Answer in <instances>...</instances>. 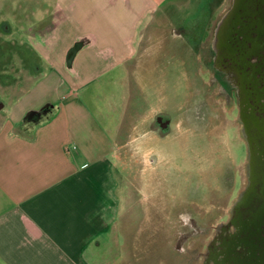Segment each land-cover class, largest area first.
Returning <instances> with one entry per match:
<instances>
[{"label":"rangeland","instance_id":"obj_1","mask_svg":"<svg viewBox=\"0 0 264 264\" xmlns=\"http://www.w3.org/2000/svg\"><path fill=\"white\" fill-rule=\"evenodd\" d=\"M21 1L0 0V102L6 104L16 98L18 82L31 83L39 59L38 37H32L57 17L37 14L39 0H25L29 9L20 14ZM166 9L159 26L151 25L147 69L131 80L136 93L125 102L128 108L131 96H140L138 120L146 123L131 129L137 120L129 121V112L123 120L119 217L112 233L93 245L89 261L201 264L211 236L239 200L258 252L243 262L264 264V19L248 8L243 21L235 0H173ZM237 27L244 32L238 43L250 41L256 62L230 87L221 79L220 57L241 65L248 53L235 50L230 33ZM155 111L169 120L162 133L147 123Z\"/></svg>","mask_w":264,"mask_h":264},{"label":"crops","instance_id":"obj_2","mask_svg":"<svg viewBox=\"0 0 264 264\" xmlns=\"http://www.w3.org/2000/svg\"><path fill=\"white\" fill-rule=\"evenodd\" d=\"M172 1L36 3L37 14L57 17L32 37L31 83L0 102V264H92L91 248L119 217L124 117L137 120L134 130L146 123L133 78L146 71L151 25ZM18 6L27 13L25 0ZM155 112L147 123L161 132L165 115Z\"/></svg>","mask_w":264,"mask_h":264},{"label":"flooded vegetation","instance_id":"obj_3","mask_svg":"<svg viewBox=\"0 0 264 264\" xmlns=\"http://www.w3.org/2000/svg\"><path fill=\"white\" fill-rule=\"evenodd\" d=\"M237 5H239L236 7L242 20V13L245 10H247L248 8H254L256 10L258 9L255 1L253 0H249V4L245 7L243 0H237ZM243 17L245 18L246 16ZM242 33H244L243 28L240 27L232 28L230 33L231 35H234L235 39L233 40L236 41L233 42V44L235 46V50L240 51L239 55L242 54L244 48L248 52V49H250L251 46L249 40H246L245 44L238 43L241 42V39L243 38ZM239 55L237 57H240ZM229 59L230 58L227 55L225 57H220L219 63L226 69H219V71L221 72V79L228 83L230 87H237V84L239 82L238 77L243 72H251L252 66L255 67V56L252 55V53L248 52L245 56L243 62L244 64L241 65H235L233 60ZM232 63L236 66L235 68L231 65ZM231 68L235 69L234 73H231ZM231 74L233 75V77L237 75V77H235L234 79L235 84L231 80ZM261 105L263 106L262 108H264V101ZM166 119L167 117L164 116L163 120ZM246 223V206L245 204L239 202V200H236L234 202V205H232L231 207L230 215L227 220L221 222L218 228L215 230L214 234L211 236L207 244V252L203 256L201 264H244L243 260L245 259H248L249 261L251 259L256 260L258 257V252L255 251L256 248H254L255 242L253 241V239L247 236L248 234H251V228L247 227Z\"/></svg>","mask_w":264,"mask_h":264},{"label":"water","instance_id":"obj_4","mask_svg":"<svg viewBox=\"0 0 264 264\" xmlns=\"http://www.w3.org/2000/svg\"><path fill=\"white\" fill-rule=\"evenodd\" d=\"M243 1H246V0H243ZM253 1H255V4H256V6H257V8H258V9H257V12H258L259 14H262V19H264V0H253ZM235 3H236V6H239V5H237V0H235ZM248 4H249V0H247L246 3H244V7H245L246 5H248ZM1 107H2V104L0 103V108H1ZM158 121H159V123H160L161 128L165 129V128L168 127V122H169L168 119L163 120L162 117H159V118H158Z\"/></svg>","mask_w":264,"mask_h":264}]
</instances>
